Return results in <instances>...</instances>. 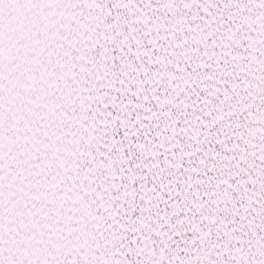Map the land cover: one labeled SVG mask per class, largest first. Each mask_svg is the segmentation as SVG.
<instances>
[{"label":"snow or ice","instance_id":"obj_1","mask_svg":"<svg viewBox=\"0 0 264 264\" xmlns=\"http://www.w3.org/2000/svg\"><path fill=\"white\" fill-rule=\"evenodd\" d=\"M0 264H264V0H0Z\"/></svg>","mask_w":264,"mask_h":264}]
</instances>
